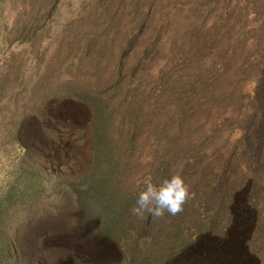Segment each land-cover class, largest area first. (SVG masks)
I'll list each match as a JSON object with an SVG mask.
<instances>
[{"label":"rangeland","instance_id":"1","mask_svg":"<svg viewBox=\"0 0 264 264\" xmlns=\"http://www.w3.org/2000/svg\"><path fill=\"white\" fill-rule=\"evenodd\" d=\"M263 68L264 0H0V264H264Z\"/></svg>","mask_w":264,"mask_h":264},{"label":"clouds","instance_id":"2","mask_svg":"<svg viewBox=\"0 0 264 264\" xmlns=\"http://www.w3.org/2000/svg\"><path fill=\"white\" fill-rule=\"evenodd\" d=\"M147 160L150 161L151 157ZM182 167L183 164H180L177 170L164 178L159 185L153 184L149 177L134 178L135 186L140 188L143 185V187L138 192L136 203L131 209L132 214L144 219L146 213L155 218H162L165 212L172 216L182 212L184 204L191 197L189 187L180 175Z\"/></svg>","mask_w":264,"mask_h":264},{"label":"trees","instance_id":"3","mask_svg":"<svg viewBox=\"0 0 264 264\" xmlns=\"http://www.w3.org/2000/svg\"><path fill=\"white\" fill-rule=\"evenodd\" d=\"M257 81L258 82H257V86L255 88V93L258 94V96L260 97V100L261 101H264V68H263V77L257 79ZM136 115H137V110H135L133 112V114L130 115V117H132L131 120L133 119V121H134L135 118H136ZM134 124H136V122ZM250 134H251V136H250L251 138H254V140L256 142H260L262 140V138L264 137V127L257 126L256 129H255V131H251L249 133V135ZM255 145L258 148V144L256 143ZM184 263H186V262H184V261L181 260L178 264H184Z\"/></svg>","mask_w":264,"mask_h":264}]
</instances>
